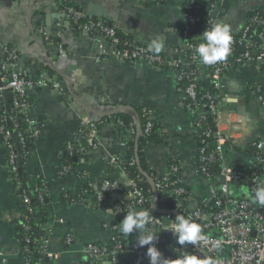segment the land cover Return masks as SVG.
Segmentation results:
<instances>
[{"label":"crops","instance_id":"1","mask_svg":"<svg viewBox=\"0 0 264 264\" xmlns=\"http://www.w3.org/2000/svg\"><path fill=\"white\" fill-rule=\"evenodd\" d=\"M186 2L0 0V64L4 61V48L13 47L18 52L20 68L32 80L43 83L28 91L25 107L17 111V117L27 124L34 121L41 125V134L25 164L29 181L40 177L48 186L44 206L48 220L39 231L47 239L46 253L52 257H44L39 264H82L88 261L85 250L89 244L112 245L114 234L108 226L114 225L115 219L109 209L97 208L91 194L86 203H67L60 196L75 192L82 183L93 186L104 179L121 182L126 179L122 169L109 162L111 156L124 157L129 138L125 130L108 118L115 112L147 108L160 136V141L147 143L144 148L149 168L164 177L169 173L170 162L175 161L193 197L204 200L210 197L213 184L194 170L199 113L182 103L174 69L163 66L166 68L163 70L144 61L121 62L103 54L109 49L106 42L56 26L62 18V5L69 4L92 20L107 23L138 45L150 48L153 42L162 41V50L155 53L169 59L180 41L174 29L185 22ZM262 5L264 0H220L214 16L219 23L230 26L231 33H236L244 27L249 14ZM58 45L62 46L63 54ZM249 83L264 84L263 73L253 64L229 70L219 91L220 102L229 112L254 120L253 139L264 140V109L251 97ZM83 120L95 124L96 145L81 152ZM72 152V163L80 175L59 176L67 153ZM21 192L10 176L0 143V251L4 254L0 264H21L13 221L20 213ZM158 238L157 249L172 250L173 239ZM136 239L134 233L126 238L129 243ZM137 258L135 252H120L115 264H131ZM101 264L112 263L107 259Z\"/></svg>","mask_w":264,"mask_h":264},{"label":"built area","instance_id":"2","mask_svg":"<svg viewBox=\"0 0 264 264\" xmlns=\"http://www.w3.org/2000/svg\"><path fill=\"white\" fill-rule=\"evenodd\" d=\"M219 1L215 0L214 4L209 6L206 5V2L198 3L197 6L199 7L194 12L195 15L188 14L189 11L193 10V6L196 5L195 0L187 1L184 23L188 26L183 31L179 44L173 49V55L169 59L156 54L149 47L121 45L116 29L107 26L102 21L89 19L82 11L72 6L62 8L60 12L62 18L56 23L59 29L70 28V24L71 26H76L78 32H84L89 36L93 35L92 38L95 40L106 42L109 45V49L103 51V54L111 55V57L121 62L135 63L144 61L157 67H171L174 71L177 69L187 70L188 72L181 75L175 72L178 84L182 78H186L188 81L182 91L183 100L196 101V81L204 74L205 70L210 68V77L216 93L205 96L206 103L202 104L201 108L205 110L206 115H199L196 121L195 132L198 148L195 157L199 164L195 162L194 170L196 174L206 178L213 184L210 197L202 200L205 202L214 201V207L210 211H203L197 206L192 194L190 197L185 196L186 192L182 188L176 187L177 183L181 181H170L168 175L153 183L155 199L149 201L155 208L154 201L156 200L174 206L171 211L160 210V216H156L148 210L155 218L150 227L155 230L157 236L173 239L172 250L164 252L158 248L163 257L170 260V264L185 253L197 254L201 258L210 257L216 261V264H264V207L257 206L248 195L259 181H264V140L253 139L252 134L256 124L254 120L247 118L243 114L229 112L221 105L219 91L224 86V76L229 70H233L230 62L222 61L212 66L203 65L197 59L195 52H192L195 47L190 43L192 40H202L198 36L203 33L202 27L198 28L195 33L191 32V26H194L201 18H205L207 24L216 22L214 12ZM251 22V26H244L242 30L239 42H244V51L239 54L236 61L241 64L240 66L248 63L253 64L264 75V27L259 31L262 22L256 17ZM254 36H257L261 44H256L251 40ZM234 43L235 39L232 38L231 45ZM58 48L60 53L63 54L62 46L58 45ZM3 56L5 59L0 64V76H2L0 79V111H2L3 106V93L10 91L12 93L11 109L17 112L25 107L24 98L28 91L41 87L43 83L32 80L20 68L18 64L19 55L16 50L10 51L6 47L3 50ZM8 78L11 79L10 82H8ZM261 85L264 86V84ZM250 95L264 109V93L255 96L251 92ZM205 118L213 122L215 132L212 131L210 126L206 129L201 125L200 122L204 121ZM0 122L4 125L6 118L0 120ZM4 126L0 124V135H3L2 145L10 149L11 145L8 140L11 134L9 131L4 130ZM28 127L31 136L35 140L38 139L41 133V127L38 123L29 121ZM152 127L153 123L148 121L142 131L138 128H131L128 134L129 136L139 135V133L147 135ZM95 128V124L89 120L81 122L80 134L87 145L86 148H81V152L95 147V138L93 137ZM19 140H23L20 135ZM248 147H253L255 152H251L248 155L245 151ZM67 149L70 152L72 150L71 146H68ZM109 162L121 168L126 178L127 168L123 167L117 157L111 156ZM7 164L9 173L17 170L14 155L10 156ZM133 164L134 161L130 163V167ZM213 164L217 165L218 172L211 175L208 168ZM179 169L181 171L178 164L170 168L173 172H177ZM65 170L67 169H64L62 173H66ZM127 180L133 185V180ZM18 188L20 189V187ZM21 195L23 203L29 204V199L23 191ZM91 195L97 201V208L103 207L101 204L106 200L107 196L111 198L115 195L117 197L120 204L113 209H109L114 219L124 217L129 209L141 208L140 206L147 201L139 189L125 191L116 182L108 179H104L100 187L93 185ZM185 204V210L181 213L179 208ZM143 210L145 209L143 208ZM178 214L200 224L206 239L201 241L198 246L187 243L181 246L176 243V238L169 229ZM20 217L21 212L16 219ZM108 228L114 234L111 247L89 244L85 250L88 258L86 263L101 264L102 260L108 259L110 263L115 264L117 255L120 252L131 251L122 247V241L126 240L127 236L120 233L119 224L108 226ZM67 242L69 243L70 240L67 239ZM47 243V239L43 237L40 249L45 258H50L52 255L46 253ZM217 244H219V249L216 248ZM132 252L136 253L138 259L145 262L148 260L146 250L140 248ZM0 260H4V254L1 251Z\"/></svg>","mask_w":264,"mask_h":264},{"label":"trees","instance_id":"3","mask_svg":"<svg viewBox=\"0 0 264 264\" xmlns=\"http://www.w3.org/2000/svg\"><path fill=\"white\" fill-rule=\"evenodd\" d=\"M188 1V0H187ZM215 0H195L196 5L193 6V10L189 11V15H195V11H197L198 7L197 4L201 2H206V5L209 6L211 4H214ZM186 2V7H187ZM68 6H72L69 4L62 5V8H66ZM73 8L77 9L75 6H72ZM78 10V9H77ZM256 17L259 21L262 22L259 31L262 27H264V5H262L257 10L253 11L249 14L247 22L244 26H251L252 19ZM66 21V20H65ZM82 22V21H81ZM103 22V21H102ZM83 23V22H82ZM107 26H109L107 23L103 22ZM218 22V19L213 24H207V21L205 18H201L194 26H191L192 28L191 32L195 33L198 28L202 27L203 31L211 25H214ZM187 24H182L179 27H175V31L179 38L182 37L183 31L187 27ZM69 27L71 30L78 32L76 26H71L69 24ZM244 28V27H243ZM241 28L236 33H231L232 38L235 39V43L231 45V53L228 55V57L224 61L230 62L233 69H236L240 67V63L236 61L239 54H241L244 51V42H239L240 36L242 34ZM118 38L120 40V44H127L128 46H140L137 43H134L131 41L128 37L122 35L119 31H117ZM90 37H93V35H90ZM253 42L256 44H261V41L257 38V36H254L251 38ZM203 42L202 40H192L190 43L193 44L194 47H196L199 43ZM8 50H16L13 47H8ZM192 52H195V48ZM16 53L17 50H16ZM190 54V51H189ZM5 59V58H4ZM159 68L166 70L163 66H159ZM176 74L181 75L182 73L188 72L187 70H175ZM2 74H5L4 72H1ZM193 78H195L193 76ZM188 84V81L186 78H182V80L179 82L178 86L183 91ZM248 89L256 96L257 94L264 93V86L263 85H257L254 83L248 84ZM196 93H197V99L196 101L192 102L190 100H182V103L184 106L194 112H198L199 115H206V112L202 107V104L206 103L205 96L207 94L211 95L216 93V90L213 88V82L210 77V68L205 70V73L203 76L199 77L196 81ZM219 100L221 101V96L219 97ZM12 103V100H10V104ZM205 114V115H204ZM5 113L3 111H0V120L5 119ZM9 118L10 123L6 125V123L0 122L2 126H4L5 131H9L11 134L10 139L8 142L11 145V148H4L5 152V158L8 162L10 159V156H15V166L17 170L15 172H11L10 176L14 182V184L18 187H20V190L24 192V194L29 199V204L23 203V198L21 197L20 202V212L21 217L19 219H15V231H16V243L18 244L19 248V263L21 264H39L40 261L44 259V255L41 253L40 245L43 239V236L40 235V229L43 225L46 224L48 217L46 216V211L44 210V206L47 199V189L48 186L46 182L43 179L37 178L34 181H29L28 178H26L25 175V164L28 158V155L30 154L31 147L35 141V139L31 136L29 133V127L26 121L19 119L17 117V112L12 111L10 109L9 111ZM109 119L113 120L116 125H119L120 128L125 130L127 133L130 132V129L132 128H138L140 131L144 129L145 124L148 121H151L153 123V127L149 134L143 135L139 133V135H131L129 136L127 142H126V153L123 158H118L119 162L123 165V167L127 168L126 172V179L124 181L116 180V179H108L110 181L116 182L117 185L124 189L125 191H131L133 189H139L142 191L144 196L146 197L147 201L140 206L141 208H136V210H143V208L146 210H149L152 214L156 216H160L161 213H159L160 210H173L174 206L172 204H167L163 201L156 200L154 201L155 206H152L149 202L151 199H155L154 197V189H153V183L156 182L158 179H162V177L156 175L148 166L146 162V158L144 155V148L147 143H154L160 141V136L158 132V128L156 123L149 118V110L144 107H138L134 109L129 110H122L120 112H115L111 114ZM38 125L41 127L40 123L37 122ZM201 125L208 129L209 127V120L208 118H205L204 121L200 122ZM41 134V133H40ZM19 135L23 139L22 141L19 140ZM3 135H0V143L2 144ZM82 147L86 148V142L83 140ZM248 155L251 154V152H255V149L253 147H248V149L245 150ZM68 152V151H67ZM73 156L72 154L67 153V156L65 158V164L62 166L59 171V176H65V175H76L79 176L80 173L75 170L74 163L73 162ZM134 161V164L130 167V163ZM197 164V159L195 160ZM171 166H177V163L175 161L170 162V168ZM64 169L66 173L64 172ZM208 171L211 173V175H214L218 172V168L216 164L211 165L208 168ZM168 178L170 181L178 180L181 181L177 183L176 187L182 188L186 193L185 196H192L190 189L187 187L185 183V177L181 173L180 169L177 172H173L172 170H169ZM133 180V185L128 182V180ZM102 181L97 182L95 185L97 187H100L102 184ZM172 190V189H171ZM93 192V186L89 185L88 183H82L80 184L75 192H64L60 199L62 201H65L67 203L70 202H87V197L89 194ZM174 198V197H173ZM193 199L196 201L197 206H199L203 211L207 212L210 211L214 207V201H204L202 199L193 197ZM93 203L96 206L97 201L93 197ZM120 202L115 199H110V197L107 196L106 200L101 204L103 207H106L107 209H113L115 206L119 205ZM186 204L184 206H181L179 208V211L182 213L185 210ZM122 217L115 218V224H119L122 221ZM27 226V228H25ZM135 235H137L135 232H133ZM136 240H134L132 243L127 242V240L122 241V247L127 250L136 251L140 248L146 250L147 246L144 247H136ZM156 245L160 244V240L154 241ZM98 246H104L100 244H96ZM109 248L111 246H108ZM107 247V248H108ZM82 264H89V263H82ZM131 264H148L145 261H142L140 259H136Z\"/></svg>","mask_w":264,"mask_h":264},{"label":"clouds","instance_id":"4","mask_svg":"<svg viewBox=\"0 0 264 264\" xmlns=\"http://www.w3.org/2000/svg\"><path fill=\"white\" fill-rule=\"evenodd\" d=\"M198 38L203 42L195 47V54L199 62L206 66H212L224 61L231 52L232 34L227 24L216 23L208 26ZM163 48V42H153L150 50L159 53ZM250 199L259 207H264V181H259L257 186L248 193ZM155 218L148 210L129 209L123 220L119 223V231L122 235L137 234L136 247L147 246L146 257L148 264H170V260L163 257L155 246L158 240L157 233L150 227ZM169 231L176 238V243L184 246L192 244L198 246L206 239L202 233L200 224L191 221L183 215H176ZM219 249V244L216 245ZM171 264H216L210 257L201 258L197 254L185 253L176 258Z\"/></svg>","mask_w":264,"mask_h":264},{"label":"water","instance_id":"5","mask_svg":"<svg viewBox=\"0 0 264 264\" xmlns=\"http://www.w3.org/2000/svg\"><path fill=\"white\" fill-rule=\"evenodd\" d=\"M90 19V18H89ZM11 79L8 78V82H10ZM43 90H46L47 87H42ZM12 98V93L10 91H5L3 93V106H2V111L5 113L6 116V125L10 123V118H9V111L11 109V104L10 100ZM209 126L211 127L212 131L215 132L214 124L213 122L209 119Z\"/></svg>","mask_w":264,"mask_h":264}]
</instances>
